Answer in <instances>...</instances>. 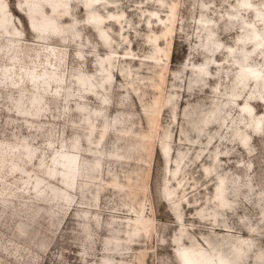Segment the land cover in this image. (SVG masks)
Listing matches in <instances>:
<instances>
[{
	"label": "rangeland",
	"instance_id": "374dc122",
	"mask_svg": "<svg viewBox=\"0 0 264 264\" xmlns=\"http://www.w3.org/2000/svg\"><path fill=\"white\" fill-rule=\"evenodd\" d=\"M0 1V264H185L231 241L223 264H264V40L244 38L264 34V0H99L122 20L104 25L108 49L84 0L60 1L66 18L53 0Z\"/></svg>",
	"mask_w": 264,
	"mask_h": 264
},
{
	"label": "bare ground",
	"instance_id": "6f19581e",
	"mask_svg": "<svg viewBox=\"0 0 264 264\" xmlns=\"http://www.w3.org/2000/svg\"><path fill=\"white\" fill-rule=\"evenodd\" d=\"M53 1H55V2H57L58 4V6L57 7H59V6H61L64 10H61L60 12L62 13L61 15H59V17H68V11H66L65 10V7H66V4H61L60 3V1L61 2H64V0H53ZM1 2V1H0ZM91 3H94L95 5H102L103 3H99V0H84L83 1V3H82V8L86 11V17H85V21H86V24L89 26V28H91V29H93L97 34H98V36H100V38H102L103 39V41H102V43L101 44H103L104 45V47L106 48V49H108V48H110V46H111V43L109 42V38H108V36L106 35V33L103 31V29H104V25L107 23V22H115V23H119V24H121L122 23V20H121V16L120 15H113V14H108L107 16H105V17H103V16H101V15H99V14H97L96 13V11H94L92 8H91ZM244 4H245V7H249L250 6V4L248 3V1H244ZM29 5H30V2H29ZM49 5V4H48ZM24 6V5H23ZM32 6L34 7V9H35V7H36V9L38 10V7H39V5H38V3L36 4V3H32ZM68 6V5H67ZM32 7H31V5H30V7H28V6H26V8H24V11L26 12V14L29 16V9H31ZM51 8V7H50ZM66 9H68V8H66ZM37 10H33V8H32V11H34V12H36ZM42 10V9H41ZM51 10H52V8H51ZM53 11V10H52ZM1 12V11H0ZM52 14V13H51ZM174 9H173V7L170 9V13H169V18L167 19V21L169 22V25H167V26H165V32L166 33H164L163 34V36H165V35H167L168 33H170L171 32V26H172V24H173V19H174ZM44 16H46V15H44V13H43V11L41 12V17H43V19L41 20V19H39V20H41V23H39V24H41L43 27H45V24L47 25V24H53L52 23V20L51 21H49V20H45V17ZM150 16H151V18L153 17L154 18V21L155 22H157V23H160V25H162L163 24V20L161 19V18H158L157 17V14L156 13H154V12H151L150 13ZM47 17V16H46ZM255 17L257 18V19H261L262 18V14L259 12V11H256V13H255ZM8 16L6 15V13H3V15H2V17H1V19H0V23L2 22V23H4V22H8ZM168 22H165V23H168ZM6 25V24H5ZM5 25H3V26H5ZM29 25H30V27H29V30L30 31H32L35 35H38L39 37L40 36H43V35H45V34H43V33H41V32H38L37 31V28H35V26L32 24V21L31 20H29ZM0 27H2V26H0ZM58 27V26H57ZM164 27V26H163ZM42 29V28H41ZM43 30V29H42ZM44 31V30H43ZM5 33H7V30H5L4 31ZM11 32V31H10ZM16 32H17V30H16ZM51 33V32H50ZM4 34V33H3ZM42 34V35H41ZM168 36V35H167ZM7 39H8V41L9 42H11V37H9V35L6 37ZM246 40H248L249 38H253V39H258V43H259V45L260 46H262V42H263V40H264V34L263 33H261V32H258V31H256L255 30V28L252 26V25H250L248 28H247V33H246V35H245V37H244ZM19 39V38H18ZM100 40V39H99ZM158 40V37H156V36H154V38H153V43H155L156 44V41ZM255 45H258V44H255ZM254 45V42H253V46H255ZM155 51L156 52H161V49L158 47V46H156L155 47ZM169 52V51H168ZM165 56H166V58H170V53H165ZM107 58H104V57H102V58H100L99 59V61H104V60H106ZM98 62V61H97ZM99 63H101V62H99ZM109 64V65H108ZM107 64V66H103V65H101V67L103 68H105V70H107V68L110 66V63H108ZM97 67H98V65H97ZM101 67H98V69L99 68H101ZM103 68V69H104ZM245 69H247V70H249V71H251V72H253V74H258V71H257V69H255V68H252V67H241L240 68V70H239V72H241V71H244ZM248 71V72H249ZM246 73V72H245ZM125 76V75H124ZM245 78L246 77H241V82H243V81H245ZM257 78V77H256ZM77 82L79 83V85L80 86H82V85H90V80L86 77V75H78L77 77H76V79H75V81H74V83L76 84V86L78 87V85H77ZM260 82V81H259ZM83 87V86H82ZM79 88L81 91H82V93H87V94H92V93H94L93 91H91V92H89V91H86V90H84V88ZM264 88V87H263ZM86 91V92H85ZM38 102V101H37ZM38 105V104H37ZM82 108V107H81ZM242 109H245V108H247V106H242L241 107ZM83 109H84V107H83ZM84 115V114H83ZM151 123H152V121H150ZM201 123H205V121H202ZM257 124H258V122H256ZM92 128H93V126H92ZM200 130H201V128H200ZM104 133L105 132H103L102 134H101V136H102V138H103V136H104ZM101 138V137H100ZM167 138H168V136L166 135L165 136V142L163 141V144L161 145V155H162V157H164V158H166L167 156H168V148H169V146H168V144H167ZM245 143H243V145H244ZM73 149L74 150H77V149H75V146L73 145ZM73 153V152H72ZM76 153H73V155L70 157V156H67L66 158V160H65V162H69V164H68V168H69V173L70 174H72V173H75V175L74 176H72L71 175V179L70 180H72L73 178H75L76 176H77V170H78V162L76 161V159H74V155H75ZM184 156V155H183ZM183 156H181V155H178V158L176 159V161H175V163H176V166L174 167V170L173 171H171V174H170V178H169V180L171 179V177H175L176 175H177V172H178V170H179V167H180V164H182L181 162L183 161V159H184V157ZM177 160H178V162H177ZM178 164V165H177ZM96 166V164L94 163L91 167H90V169L92 170V171H95V168L97 167H95ZM72 170V171H71ZM207 170V169H206ZM205 170V171H206ZM207 172V171H206ZM74 180V179H73ZM222 182H223V179H219L218 181H217V183H216V186H215V191H214V197L216 198V203H217V205L218 206H220V207H224L226 204H227V201H226V199H225V197L223 196V193L225 192V188H223V184H222ZM70 186V185H69ZM114 186H118L117 184H114ZM167 188V187H166ZM165 192H166V195H167V197H170V195H171V193L169 192V190L168 189H166L165 190ZM216 192H218V193H216ZM69 197V196H68ZM214 198V199H215ZM227 206V205H226ZM150 228H151V225L149 224V222L148 221H146L145 220V217L143 216V214H141V215H137V217H136V220L134 221V228H133V234L134 235H139V234H144V235H147L149 232H150ZM227 242V241H226ZM231 243H234V246L232 245V248L230 249V247L228 248V249H230L229 250V252H227V253H224L223 251H221L220 249H214V250H216L215 252V254L214 255H211V256H209V255H207L208 257H209V260H208V258H207V260H204V255L201 253V252H199V251H197V250H194L193 248H194V245H192L190 248H188L187 250H185L184 251V253H182V255H183V257H184V262H185V264H223L225 261H229V260H234L235 258L237 259L238 258V254L237 253H235V252H237V250H238V247H237V245H235L237 242H232L231 241ZM227 246V245H226ZM217 248V247H216ZM217 255V261H215L214 260V258L212 257V256H216ZM232 255H233V257H234V259H233V257H232ZM263 255V254H262ZM232 257V258H231ZM256 257V256H255ZM260 257V256H259ZM264 257V256H263ZM201 259H203V261H201ZM259 264V263H258Z\"/></svg>",
	"mask_w": 264,
	"mask_h": 264
}]
</instances>
